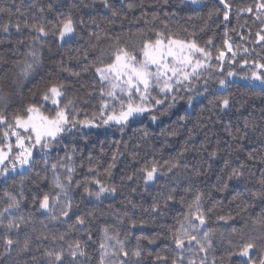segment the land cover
Segmentation results:
<instances>
[{
	"label": "snow or ice",
	"instance_id": "obj_1",
	"mask_svg": "<svg viewBox=\"0 0 264 264\" xmlns=\"http://www.w3.org/2000/svg\"><path fill=\"white\" fill-rule=\"evenodd\" d=\"M179 6H196L192 11L197 14L181 17L179 10L171 11L172 0H72L68 5L32 0L27 9L18 0L0 4V48L6 46L10 53L0 55V179L15 184L19 178L16 191L0 194V264H91L93 259L96 264H264V108L259 119L249 113L237 124L231 120L223 124L224 137L217 134L215 148L209 149L207 139L196 141V130L222 123L220 114L234 107L230 96L216 94L209 100V116L186 132L175 157L161 162L153 156L121 177L130 182L131 193L141 194H150V186L161 184L162 178L171 181L165 193L152 197L148 208L126 197L127 206L149 213L148 218L134 220L127 211L107 212L119 224L128 218L129 230L122 234L106 225L99 255L93 257L88 249L93 224L105 212L98 206L82 210L74 191L80 190L81 200L100 204L115 197L122 185L111 178L124 151L120 140L113 141L110 162L101 168L100 158L70 146L67 139L87 142L91 130L102 128H115L123 136L145 119L155 125L175 115V127L159 132L164 147H171L169 138L179 137L190 122L189 114L175 110L182 102L192 108L197 97L208 93L210 81L223 89L230 78L245 80L259 84L264 95V0H179ZM157 7L169 11L161 15ZM75 9L103 13L85 20ZM181 19L188 26L180 24ZM197 20L199 25L191 23ZM213 25H222L219 43L215 33L204 35ZM37 78L42 85L25 101V87L36 84ZM77 83L83 96L70 97L69 89ZM93 100L91 111L81 107ZM138 131L139 140L130 153L133 161L141 155L139 141L154 136L146 127ZM256 141L259 150L246 149L245 142ZM193 151L206 154L198 168L184 162ZM217 159L223 167L213 191L226 193L234 211L224 212V199H214L191 183L179 189L185 180L208 176ZM253 166H259V175ZM85 167L91 175L77 179ZM253 181L259 188L249 190L247 198L236 191L238 185L247 187ZM176 203L182 211L172 216V223L163 221ZM29 205L32 211L25 214ZM148 227L163 230L141 234L129 247L131 229ZM37 241H49L52 247L41 249ZM142 241L165 243L156 251Z\"/></svg>",
	"mask_w": 264,
	"mask_h": 264
},
{
	"label": "trees",
	"instance_id": "obj_2",
	"mask_svg": "<svg viewBox=\"0 0 264 264\" xmlns=\"http://www.w3.org/2000/svg\"><path fill=\"white\" fill-rule=\"evenodd\" d=\"M9 0H0V4H7ZM32 2V0H18V3L22 5L24 9H27L28 4ZM48 0H40V3H47ZM78 3L79 0H76ZM234 2H239V0H234ZM60 3L62 5H68L72 3V0H60ZM173 7L171 8V11H177L179 10L180 16L186 18L189 15H196V12L192 11L193 7L196 6H185L180 7L179 6V0H172ZM200 8H203V6H200ZM64 10H67L65 7ZM149 12L153 11L152 8L148 9ZM155 11H160L161 15H163V11H169L168 8L163 9L161 11L160 8H155ZM75 14L77 16H83L85 20L89 18V16H96L98 14H102L103 10H99V13L95 11L90 10H81V9H75ZM203 14V13H200ZM131 17V13L129 14ZM135 15H139V10L135 13ZM50 18L52 17V14H49ZM180 24L184 26H188L185 24L184 20L181 19L179 21ZM194 25H199L200 21H192L191 22ZM222 25L220 27H217L216 25H213L210 29L209 33L204 34L209 35L211 33H215V38L217 43H219L222 40ZM2 35V34H0ZM19 34L14 33V37ZM231 35H235L234 33ZM258 47V46H257ZM0 55H10L6 51V46L4 48H0ZM45 67L47 68L48 65L46 64ZM235 68V66H233ZM227 70V66H226ZM237 71L243 72L244 69H236ZM0 71H3L2 68H0ZM215 76H222V73H215ZM89 83H91V77L88 78ZM42 81H39V78H37V83L33 85H27L24 90V100L27 101L31 98L32 92L38 91L39 87L42 85ZM31 89V91L29 90ZM83 89L80 87V85L77 83L75 85H72L69 89V96H83ZM213 94L216 95H227L230 96L231 100L234 103V107L232 108V111L224 114H220V120L222 123H216L213 127L212 124H209V128H205L203 131H200L197 129V133L195 136L196 141L204 142L207 139L208 147L209 149L215 148V140L217 138V134L220 137H224L223 132V124H226L229 120L233 124L239 123L245 116H248L249 113L252 114V116L256 119L260 118V109L264 108V95L260 93V87L252 86L246 83H240V82H229V87L220 89L218 84L215 82L210 81L209 82V91L205 96L197 97L196 100L193 101V107L187 108L183 102L181 105L175 110L177 114L184 115L185 113L189 114V125L187 129H181V135L177 138H169L170 141H172L171 147H164V141L165 138L161 137L159 135V132L164 129H168L169 125L172 127H175V121L176 116L173 115L171 117H164L162 121L158 124H151L148 120H143L142 122H138L135 125H133L130 129L126 130L121 136V133L115 129V128H109V129H93L91 130V134L89 135L87 142H85L83 139H79L78 137H71L67 139V143L70 146L77 147L80 151L84 152L85 154L91 153L93 156H96L100 158L101 164L100 167L103 168L106 166L107 163L110 162V156L112 152L115 150L113 146V141L120 140L121 143V149L124 151V155L118 160L117 167L113 170V176H112V182L116 183L118 187L122 185L121 191L118 192V194L115 197H107L104 199L103 203L100 204L96 201H89L88 198H83L81 200V193L80 190L74 191V199L80 201V207L84 211L93 210L97 206L100 209H103L105 212V215L100 216L93 224L92 227V237L93 239L91 241H87L88 249L92 253L93 257H96L99 255L98 252V242L101 239V229L104 226H109L110 231L113 227L119 229L121 233L127 232L129 230V221L128 218H125V222L123 224H119L115 218V216H109L107 215V212L119 210L120 212H128V216L131 217V219L139 220L141 217L148 218L150 215L147 212L141 211V209H131L130 206H127V199L126 197L130 196L134 202L140 203L143 205L144 208H148L152 197L153 196H159L162 193H165L167 191L168 185L171 183V181L168 180L167 177L162 178V182L159 185H152L150 186L149 193L150 194H141V193H131L130 192V182L128 181H122L121 177L124 174H130L133 170L139 167L140 164L149 161L152 159L153 156L158 161H165L168 159H172L175 157L177 151L182 147L184 141L187 139L186 132L192 131L193 126L197 123L198 119L203 117L205 120L209 116L210 112L209 110L212 108V105L209 104V100L213 98ZM38 98V97H37ZM243 104V108L240 107V105ZM96 105V100H93L91 105H81V107H84L87 111H91L93 107ZM215 118V116H214ZM148 128L151 132L154 133L153 138L149 139L147 142H144L140 140L139 142L143 145L141 149H137V151H140L141 155L137 157L136 161H133L131 159V150L134 148L135 143L139 140L140 133L138 131L139 128ZM211 129V130H210ZM226 138V137H225ZM127 144V150L124 149L123 145ZM246 143V149H257L259 150L261 148V145L258 141L256 142H245ZM197 147L199 145L197 144ZM101 148H103V154H101ZM163 148V152H158L154 150H158ZM60 157L64 155V151L61 149H55L54 150ZM223 155V153H221ZM241 158H243V153L240 154ZM235 156V154H234ZM206 157V154H200L197 152H189L186 154V157L184 158V162H186L189 165V168L200 167V165L203 163L204 159ZM234 159V158H233ZM235 162V161H234ZM85 166L87 167L88 161H84ZM85 169H81L80 172L82 175H78L77 179H82L83 176H89L91 174L86 172ZM223 167V161L220 159H217L212 162V171L208 174L206 177H201L198 179H194L193 181L189 182L187 180L184 181V184H180L179 189H182L186 184L191 183L193 188H200L201 190L205 191L206 193H211L214 199H224V206L223 211L227 212L229 210H235V204H229V199H226L227 194H220L213 191V184L216 182V175L220 173L221 168ZM252 171L256 172L257 175H259L260 168L259 166H253ZM50 175V174H49ZM100 179L104 180L105 177L101 176ZM19 184V178L17 177L15 184L13 181L8 180L5 181L3 179H0V194L3 193L4 190H10V191H16L17 186ZM27 185V182H26ZM135 186V185H132ZM259 188V185L256 184L254 181L249 183L247 187L244 185H238L236 188L237 192H240L243 196L246 198L249 196V190L255 191ZM181 194H184L181 192ZM26 195H30V190L26 187ZM190 195V194H189ZM212 201H209L208 204H210ZM259 201H257V205L259 206ZM0 204H2V201H0ZM208 204L205 206L207 207ZM28 211H32L30 205L26 208L25 214H27ZM182 211V207L179 203H176L174 205H170L169 214L162 218L163 221H166L168 223H172V216L173 215H179V212ZM217 211H220V209H217ZM37 215H39L37 213ZM157 223H161V221H157ZM64 227L62 226L60 228V231H64ZM161 228H135L131 229V236L128 240V246L132 247L136 243V237L143 234V235H151L155 234L158 231H162ZM3 233V229H0V234ZM15 235V234H13ZM73 235H79V234H73ZM80 239L86 240L87 238L84 236H79ZM36 243H39L41 245V249L46 247H52L51 242L44 241ZM145 247L149 249H154L156 251L160 250V246L165 243L164 241H159L156 245H148L146 241L141 242ZM36 255H40V253H36ZM91 264H96L95 259L91 262Z\"/></svg>",
	"mask_w": 264,
	"mask_h": 264
},
{
	"label": "rangeland",
	"instance_id": "obj_3",
	"mask_svg": "<svg viewBox=\"0 0 264 264\" xmlns=\"http://www.w3.org/2000/svg\"><path fill=\"white\" fill-rule=\"evenodd\" d=\"M240 82V83H246V84H249V85H252V86H256V87H260L259 84H252V83H249L248 81H245V80H240V79H231L229 80V82Z\"/></svg>",
	"mask_w": 264,
	"mask_h": 264
}]
</instances>
